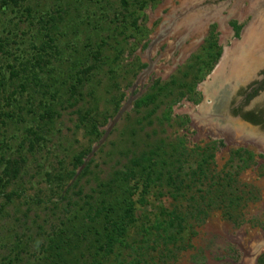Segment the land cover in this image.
Listing matches in <instances>:
<instances>
[{
    "label": "rangeland",
    "instance_id": "rangeland-1",
    "mask_svg": "<svg viewBox=\"0 0 264 264\" xmlns=\"http://www.w3.org/2000/svg\"><path fill=\"white\" fill-rule=\"evenodd\" d=\"M168 2L0 0V188L14 193L9 202L0 193V204L6 202L0 207V264H32L68 218L76 223L66 227L72 243L83 237L81 251L94 250L100 244L92 238H105L109 231L104 218L86 222L83 217L102 198L121 205L127 198L137 201L138 226L128 232L131 239L141 236V226L162 209L188 202L175 200L159 183L144 192L139 176L130 178L129 191L118 188L115 174L130 173L142 154L166 155L172 147L210 141L223 142L214 166L223 170L221 187L238 198L232 206L227 200L225 209L216 205L203 222L188 228L185 247L170 264H264L261 157L234 156L244 144L197 119L201 107L213 103L205 84L220 66L225 46L243 38L240 17L230 15L228 1L203 0L200 7H223L229 34L216 16L197 33L194 22H183L190 18L182 0ZM252 81L238 83L228 101L241 103L240 88ZM200 158L197 151L188 156L193 167ZM6 170L15 171L12 180ZM200 188L197 183L195 190Z\"/></svg>",
    "mask_w": 264,
    "mask_h": 264
},
{
    "label": "trees",
    "instance_id": "trees-1",
    "mask_svg": "<svg viewBox=\"0 0 264 264\" xmlns=\"http://www.w3.org/2000/svg\"><path fill=\"white\" fill-rule=\"evenodd\" d=\"M220 146H223V142L210 141L203 146L197 145L192 148L184 145L179 148L172 147L166 155H158L159 153L155 152L151 154L152 156L145 157L142 154L132 162L131 168L133 166L136 168L130 173L118 171L115 174V179L112 180L114 186L124 189L126 187L127 190L130 178L139 176L143 179L144 192H147L150 186L159 183L169 188L168 192L175 200L183 197L188 204H173L162 209L153 221L141 226V236L131 239L129 228L138 226L135 214L137 201L127 198L121 202L123 204L121 205L120 201L114 203L112 198H102L99 203L89 205L83 217L86 222L104 218L109 233L105 238H92V244L100 245H96L94 250H88L84 254L79 244L85 239L78 236L77 244L72 243V237L66 227L76 226V223L68 218L65 229L54 231L55 234L52 232L47 238V247H44L41 256L32 264H170V261H174L178 252L185 247L184 233L188 228L193 227L195 223L203 222L216 205L225 209L227 200L231 201L228 202V206H232V203L237 201V196L233 197L232 194L227 193L225 187H221V180L225 181V177L221 176L223 170H217L214 166L215 150ZM193 151L199 152L201 156L196 167H193L188 159ZM232 154L241 159L247 157L250 161L254 158L246 149L233 150ZM157 156L158 158L155 159ZM79 162L82 163V160L80 159ZM186 164H189L187 170ZM8 173L9 171L6 170L5 174ZM10 175L12 180L16 175L15 171ZM215 178L217 181L212 182ZM197 183L203 185L204 189L195 190ZM243 186L249 185L243 184ZM0 187L3 188L1 185ZM2 188H0L1 195H5L6 202L11 201L14 193H5ZM4 204L1 203L0 207ZM120 209H122L121 214Z\"/></svg>",
    "mask_w": 264,
    "mask_h": 264
},
{
    "label": "bare ground",
    "instance_id": "bare-ground-1",
    "mask_svg": "<svg viewBox=\"0 0 264 264\" xmlns=\"http://www.w3.org/2000/svg\"><path fill=\"white\" fill-rule=\"evenodd\" d=\"M201 1L203 0H182V8L188 10L187 14L190 18L184 19L185 25L194 22L195 32L200 33L205 21L210 16H216L215 19L221 24L224 34H229V27L225 22L227 17L222 13L223 7L222 9L221 6L203 8L200 7ZM243 1L235 0L230 15L243 18L251 13L254 16L253 21L246 28L241 41H235L232 47L226 46L224 57L215 72L213 81L205 87L207 94L213 99V104L201 107L197 115L199 121L200 118H204L217 129L224 127L226 135L231 139L249 136L250 131L245 126H241L238 120L222 116L225 99L236 90L238 83L248 81L249 70L259 62L257 59L262 60L264 57V11L262 8L264 0H248L250 6H244ZM171 2L172 0H169L168 3Z\"/></svg>",
    "mask_w": 264,
    "mask_h": 264
},
{
    "label": "flooded vegetation",
    "instance_id": "flooded-vegetation-1",
    "mask_svg": "<svg viewBox=\"0 0 264 264\" xmlns=\"http://www.w3.org/2000/svg\"><path fill=\"white\" fill-rule=\"evenodd\" d=\"M225 1H228L229 4H232V7L229 9L230 12V10L233 8V3H235V0ZM243 4L244 6H250V2L248 0H244ZM262 8L264 11V3ZM232 16L234 17V15ZM253 17V14L250 13L247 16L239 19L241 23L238 24H240L242 27V37H244L246 28L253 21ZM242 39L237 41H241ZM232 46L233 45H231L230 47ZM257 61L259 62L255 66H253L252 69H250L248 72L250 78L254 79V82L252 81L249 85L246 83L248 87L242 85V87L240 88L241 91L244 93L243 101L241 103L234 102L232 104L228 101L229 97L231 96L230 93V95L227 96L228 98L226 97L225 99V108L223 111L224 114L222 116L238 120L241 126H245L248 131H250L249 136H242V138L240 139L234 137L236 142L239 141L241 142V144H244V146H239L236 149H246L252 152L254 158L261 157L259 165H264V57L262 60L257 59ZM217 131L220 132V134H223L228 139L232 140L228 135H226L224 127L217 129ZM249 148H252L253 150Z\"/></svg>",
    "mask_w": 264,
    "mask_h": 264
},
{
    "label": "water",
    "instance_id": "water-1",
    "mask_svg": "<svg viewBox=\"0 0 264 264\" xmlns=\"http://www.w3.org/2000/svg\"><path fill=\"white\" fill-rule=\"evenodd\" d=\"M220 65V64H219ZM218 67L214 70L215 72L217 71ZM215 72H213V75L211 76L212 79L207 81V83L205 84V87L207 86V84H209L211 81H213V78L215 76ZM228 98V97H227ZM230 98V97H229ZM133 101V97L130 98L125 105L121 108V110L119 111V113L117 114V116L114 118V120L111 122L110 126L106 129L105 135L103 136V138L100 140L99 144H97L93 150L91 151V153L89 154V156L86 158L85 162L83 163V165L80 167L79 171L77 172L74 180L78 177V175L81 173V171L84 169V167L86 166L88 160L95 154L96 150L101 146V144L104 143V141L106 140L108 134L110 133L111 129L113 128V126L116 124V122L121 118V116L124 114V112L129 108V105L131 104V102ZM226 113V112H225ZM219 114V113H218ZM240 119V118H237Z\"/></svg>",
    "mask_w": 264,
    "mask_h": 264
}]
</instances>
